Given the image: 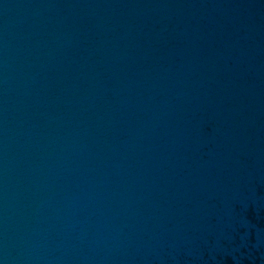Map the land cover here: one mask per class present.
Segmentation results:
<instances>
[{
	"label": "water",
	"instance_id": "1",
	"mask_svg": "<svg viewBox=\"0 0 264 264\" xmlns=\"http://www.w3.org/2000/svg\"><path fill=\"white\" fill-rule=\"evenodd\" d=\"M0 264H264V0H0Z\"/></svg>",
	"mask_w": 264,
	"mask_h": 264
}]
</instances>
